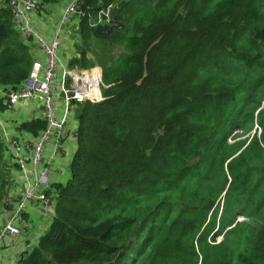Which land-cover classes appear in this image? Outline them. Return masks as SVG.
<instances>
[{
  "label": "trees",
  "instance_id": "trees-1",
  "mask_svg": "<svg viewBox=\"0 0 264 264\" xmlns=\"http://www.w3.org/2000/svg\"><path fill=\"white\" fill-rule=\"evenodd\" d=\"M80 9L69 67H99L103 100L73 107L70 179L53 187V222L18 264H264V0ZM105 11L111 34L91 26ZM30 71L1 8L0 86ZM22 127L39 133L46 122ZM1 152L0 142V165Z\"/></svg>",
  "mask_w": 264,
  "mask_h": 264
},
{
  "label": "crops",
  "instance_id": "crops-1",
  "mask_svg": "<svg viewBox=\"0 0 264 264\" xmlns=\"http://www.w3.org/2000/svg\"><path fill=\"white\" fill-rule=\"evenodd\" d=\"M38 1V0H37ZM73 0H59L56 7L59 10L56 12L57 17L53 18L50 13L46 22L44 36H39L31 31L30 23L31 16H28V20L20 21L15 24L12 23L13 30L18 34L21 43L27 47L28 54L31 58V68L34 63H41L44 66L45 57L42 50L38 46V39H43L45 42L57 39L59 41L58 50V63L56 76L60 78V74L65 69H70V59L75 60L79 57V38L71 35V29L63 32V25L60 24L61 16L67 6ZM8 0H0V9L7 7ZM54 5V4H53ZM50 6V5H48ZM46 6V8L48 7ZM44 10V9H43ZM35 15L40 16L41 11ZM12 22V21H11ZM76 23L74 29H76ZM36 48L38 51H34ZM6 87L0 86V142L2 144L1 152V164L4 165L5 171V187L2 194V198L11 196H20L24 181L32 177V169L30 165H27L24 172L17 170L11 160V148L9 146L10 141L18 139L23 142H31L37 137L39 133L28 132L23 129L24 124H29L35 120H45V110L41 103L33 100H21L16 105L7 109L3 102V93ZM63 100L58 91L55 92L54 105H53V118L60 120L64 116ZM73 116L70 118V116ZM66 127H63V138L59 151L54 154L53 142L51 145L45 146L43 151V157L45 161H49L52 172L48 175V190L47 196L50 199V206L44 204H37L33 206H27L25 214L23 215L26 227L24 232L18 234L12 239H3L0 241V264H18L20 259L28 254L33 248L37 247L39 238L43 236L49 229L53 222L55 213V199L53 187L58 185H65L70 179V164L72 158L76 152V120L73 113L67 115ZM4 201V200H3ZM1 201L0 203V224L6 220L9 215L7 210L8 205H5ZM5 221V222H6ZM4 222V223H5Z\"/></svg>",
  "mask_w": 264,
  "mask_h": 264
},
{
  "label": "built area",
  "instance_id": "built-area-1",
  "mask_svg": "<svg viewBox=\"0 0 264 264\" xmlns=\"http://www.w3.org/2000/svg\"><path fill=\"white\" fill-rule=\"evenodd\" d=\"M82 0H73L64 10L61 24L69 21L72 14L83 16L84 13L78 7ZM7 6L11 14L12 23L28 20L32 12H39V5L35 0H8ZM79 9V10H78ZM109 12H100L97 15V23L102 21V16L110 22ZM111 23L108 24L110 26ZM38 46L42 50L45 63H34L28 77L16 88H7L3 93V102L7 109L13 108L21 100H33L42 104L45 110L46 129L40 131L31 142H23L18 139L9 143L11 148V160L17 170L24 172L27 165L32 169V177L24 181L23 191L20 196H7L4 201L8 205V220L0 224V241L12 239L20 234L26 227L23 215L27 206L39 203L50 206V199L46 190L48 175L52 172L49 161H45L43 151L49 141L53 142L54 154L59 151L63 138V127L67 124L68 113L72 114L75 104L85 102L98 103L102 101L100 89L102 85L101 70L96 68L82 70L78 73L65 69L57 78V63L59 41L53 39L45 42L38 39ZM103 86V85H102ZM95 88L98 94L95 93ZM58 91L64 108V116L60 120L53 118V105L55 92ZM54 191V189H52Z\"/></svg>",
  "mask_w": 264,
  "mask_h": 264
},
{
  "label": "rangeland",
  "instance_id": "rangeland-1",
  "mask_svg": "<svg viewBox=\"0 0 264 264\" xmlns=\"http://www.w3.org/2000/svg\"><path fill=\"white\" fill-rule=\"evenodd\" d=\"M37 3H38V1L37 0H35ZM61 1V0H60ZM101 3V2H100ZM57 4V3H56ZM38 5H39V3H38ZM48 6V5H47ZM78 7L80 8V5H78ZM7 8H8V6H7ZM8 10H9V8H8ZM59 10V7H56L55 6V4L53 5V4H50V6H48L47 8H46V6L44 7V10L43 11H41V15L40 16H37V15H35L36 13L35 12H32V13H30V15L29 16H31V14H32V20H31V23H30V27H31V31L34 33V34H37V35H39V36H44V31H45V26H46V22H47V20H48V17H49V15H50V13H52V17L54 18H56L57 16L56 15H54V14H56V12ZM79 10V9H78ZM54 13V14H53ZM61 18H62V16H61ZM79 18H82V16H76V15H74V14H72L71 16H70V20L69 21H67L64 25H63V27H62V30H63V32H65V31H67V29L69 28V29H71V35L70 36H76V34H79ZM102 18V21H100L99 23H97V17L95 18V21H91V26H93L94 28L95 27H100V26H102V27H100L101 29H102V31L103 32H101V33H103V34H111L112 33V31L114 30H112V28L111 29H108L109 27H107L108 26V24L109 23H112V20L110 19V22L109 23H107V19H106V17H104V16H102L101 17ZM75 23H76V26H77V28L76 29H74V26H75ZM60 24H61V20H60ZM98 37V36H97ZM100 40H102V41H106L107 39H106V37H98ZM52 41V40H51ZM47 42V41H46ZM48 42H50V41H48ZM98 42V40H94V44L95 43H97ZM34 51H38L36 48H34L33 49ZM90 56H92L91 54H88V56H87V58L89 59H91V57ZM73 61H72V59H70V61H69V63H72ZM93 68H98V69H100L99 67H97V66H95V67H93ZM93 68H89L88 70H90V69H93ZM69 70H75V71H73V72H75V73H78V72H80V71H82L83 69H81L80 67H78L77 65H73ZM87 70V69H86ZM101 70V69H100ZM101 79H102V72H101ZM102 85H103V82H102ZM101 85V89H100V93H101V97H102V88H105V86L103 85L102 86ZM102 100H103V97H102ZM101 102V101H100ZM74 115V114H73ZM71 117H73L72 115L70 116V118ZM48 146L49 145H51V141H49L48 143ZM4 165L2 166V164L0 165V179L1 180H3V181H1L0 182V184H2V187H0V188H2V189H0V198H1V201H5L6 200V198H2V194H3V191H4V187H3V185H5V183H4V181H5V171H4ZM1 201H0V203H1ZM4 201H3V203H4ZM54 213H55V208H54ZM8 217H9V215H8ZM8 217H7V220H8ZM239 220V222H244V223H246V224H249V225H251V226H258V223H257V221L256 220H254V219H247V218H245V219H238ZM6 221V220H5ZM4 221V222H5ZM3 222V223H4ZM24 231H22V233H23ZM214 234V232L212 233V234H210L208 237H207V240H211V237H212V235ZM221 237L219 236V237H216L215 238V243H219L220 241H221Z\"/></svg>",
  "mask_w": 264,
  "mask_h": 264
},
{
  "label": "bare ground",
  "instance_id": "bare-ground-1",
  "mask_svg": "<svg viewBox=\"0 0 264 264\" xmlns=\"http://www.w3.org/2000/svg\"><path fill=\"white\" fill-rule=\"evenodd\" d=\"M72 2H73V1H72ZM97 71H98V69H97ZM95 93L98 94V90H97V88H95Z\"/></svg>",
  "mask_w": 264,
  "mask_h": 264
}]
</instances>
